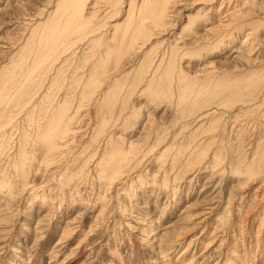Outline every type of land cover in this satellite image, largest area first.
Wrapping results in <instances>:
<instances>
[{
    "label": "rangeland",
    "instance_id": "374dc122",
    "mask_svg": "<svg viewBox=\"0 0 264 264\" xmlns=\"http://www.w3.org/2000/svg\"><path fill=\"white\" fill-rule=\"evenodd\" d=\"M0 264H264V0H0Z\"/></svg>",
    "mask_w": 264,
    "mask_h": 264
},
{
    "label": "bare ground",
    "instance_id": "6f19581e",
    "mask_svg": "<svg viewBox=\"0 0 264 264\" xmlns=\"http://www.w3.org/2000/svg\"><path fill=\"white\" fill-rule=\"evenodd\" d=\"M153 12H154V11H153ZM152 14H153V13H152ZM152 14H151V15H152ZM132 30H133V29H132ZM234 35H235V34H234ZM53 149H54V148H53Z\"/></svg>",
    "mask_w": 264,
    "mask_h": 264
}]
</instances>
